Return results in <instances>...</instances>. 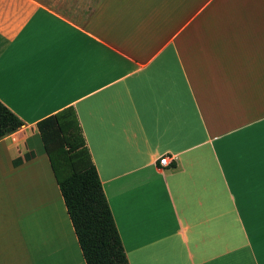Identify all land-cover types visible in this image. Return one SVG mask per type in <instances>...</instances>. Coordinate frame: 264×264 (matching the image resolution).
<instances>
[{"label": "crops", "instance_id": "1", "mask_svg": "<svg viewBox=\"0 0 264 264\" xmlns=\"http://www.w3.org/2000/svg\"><path fill=\"white\" fill-rule=\"evenodd\" d=\"M0 101V264H87L38 127L70 106L130 264H264V0H0Z\"/></svg>", "mask_w": 264, "mask_h": 264}, {"label": "trees", "instance_id": "2", "mask_svg": "<svg viewBox=\"0 0 264 264\" xmlns=\"http://www.w3.org/2000/svg\"><path fill=\"white\" fill-rule=\"evenodd\" d=\"M23 124L0 101V139ZM38 127L87 264H130L74 107Z\"/></svg>", "mask_w": 264, "mask_h": 264}, {"label": "built area", "instance_id": "3", "mask_svg": "<svg viewBox=\"0 0 264 264\" xmlns=\"http://www.w3.org/2000/svg\"><path fill=\"white\" fill-rule=\"evenodd\" d=\"M159 162L162 164V165H169L170 162H171V158L168 156V155H163L162 157H160L159 159Z\"/></svg>", "mask_w": 264, "mask_h": 264}]
</instances>
